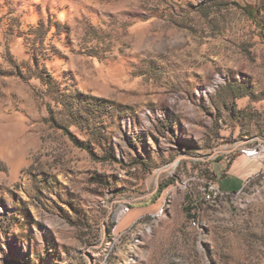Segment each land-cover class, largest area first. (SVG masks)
Returning <instances> with one entry per match:
<instances>
[{
  "label": "rangeland",
  "instance_id": "1",
  "mask_svg": "<svg viewBox=\"0 0 264 264\" xmlns=\"http://www.w3.org/2000/svg\"><path fill=\"white\" fill-rule=\"evenodd\" d=\"M258 144L264 0H0V264H264Z\"/></svg>",
  "mask_w": 264,
  "mask_h": 264
},
{
  "label": "crops",
  "instance_id": "2",
  "mask_svg": "<svg viewBox=\"0 0 264 264\" xmlns=\"http://www.w3.org/2000/svg\"><path fill=\"white\" fill-rule=\"evenodd\" d=\"M241 157H237L230 169L225 172L224 176L217 178L219 186L226 192L239 191L243 187L246 178L255 170V168L249 167V162L246 163Z\"/></svg>",
  "mask_w": 264,
  "mask_h": 264
},
{
  "label": "built area",
  "instance_id": "3",
  "mask_svg": "<svg viewBox=\"0 0 264 264\" xmlns=\"http://www.w3.org/2000/svg\"><path fill=\"white\" fill-rule=\"evenodd\" d=\"M243 153L247 157L258 159L261 162L262 167L264 166V145L258 144L252 148L244 149ZM230 193L231 192L224 191L215 180H211L208 182L207 187L204 189L202 193V197H207V196L217 197L219 194H230ZM196 220H198V216L195 214L192 215L191 223H196Z\"/></svg>",
  "mask_w": 264,
  "mask_h": 264
},
{
  "label": "bare ground",
  "instance_id": "4",
  "mask_svg": "<svg viewBox=\"0 0 264 264\" xmlns=\"http://www.w3.org/2000/svg\"><path fill=\"white\" fill-rule=\"evenodd\" d=\"M263 167H264V166H263ZM121 211H122V212H121L122 214L127 213V211H128V207H124V208H122Z\"/></svg>",
  "mask_w": 264,
  "mask_h": 264
}]
</instances>
